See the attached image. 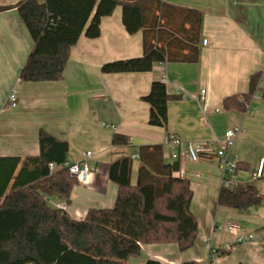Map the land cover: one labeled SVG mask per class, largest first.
Wrapping results in <instances>:
<instances>
[{
	"label": "crops",
	"instance_id": "1",
	"mask_svg": "<svg viewBox=\"0 0 264 264\" xmlns=\"http://www.w3.org/2000/svg\"><path fill=\"white\" fill-rule=\"evenodd\" d=\"M19 1L0 0V158H20L13 178L27 159L39 155L41 130L68 144L66 162L70 164L85 160L82 153L91 152L86 159L87 182L73 187L69 204L57 196L47 200L50 208L64 206L70 218L82 221L90 209L114 206L117 185L109 180L108 170L118 156L132 158L140 146L162 145L164 161L171 163L173 149L163 144L166 135L189 143L213 142L223 140L228 129L241 126L232 148L238 165L231 179L235 184L254 182L262 203L245 211L222 209L224 220H235L240 235L250 234L253 240L236 244L233 235L215 229L213 203L206 192H217L218 197L221 177L216 175L221 171L215 162L185 160L183 169L193 192L191 211L198 224L196 246L181 252L176 244L142 245L140 255L129 264L147 260L264 264V178L251 177L264 156V99L256 92L245 111L223 108L224 99L248 93L252 75L260 74V84H264V0H160L201 14L198 61L157 63L149 72L103 74L104 64L143 54L142 33L130 35L125 30L122 9L117 7L101 18L98 38L81 36L70 49L61 80L39 83H24L19 78L33 42L18 12L4 10ZM154 81L163 82L170 96H181L168 102L166 129L148 124L149 106L142 98ZM11 93L17 97L14 108L7 101ZM115 134L127 137L129 144L113 146ZM137 168L134 160L132 184ZM192 172L200 177L191 178ZM216 181L219 187L211 188L209 183ZM198 189L205 192L200 219L193 210ZM201 244L205 245L203 255Z\"/></svg>",
	"mask_w": 264,
	"mask_h": 264
},
{
	"label": "trees",
	"instance_id": "2",
	"mask_svg": "<svg viewBox=\"0 0 264 264\" xmlns=\"http://www.w3.org/2000/svg\"><path fill=\"white\" fill-rule=\"evenodd\" d=\"M117 7L122 9L125 30L130 35L142 33L143 54L106 63L103 74L149 72L157 63L198 61L202 17L196 10L160 0H21L4 9L18 12L33 42L20 80H61L70 49L81 36L98 38L101 18ZM259 83L260 74L252 75L248 93L224 99L223 108L245 111ZM173 98L181 96L172 97L163 82H152L142 98L149 106L150 126L166 129L168 102ZM38 142L39 155L27 159L15 178L20 158H0V264H129L140 255L142 245L176 244L181 252L193 247L198 235L191 211L193 192L188 179L176 177L179 164L164 161L162 145L138 147L135 184L131 183L134 160L118 156L108 170L109 180L117 185L114 206L90 209L76 221L47 204L53 196L69 204L78 184L60 168L67 161L68 144L43 130ZM128 144L127 137L113 136V146ZM49 164L58 168L51 172ZM261 203L254 182L232 188L221 185L217 197L218 207L239 211Z\"/></svg>",
	"mask_w": 264,
	"mask_h": 264
},
{
	"label": "built area",
	"instance_id": "3",
	"mask_svg": "<svg viewBox=\"0 0 264 264\" xmlns=\"http://www.w3.org/2000/svg\"><path fill=\"white\" fill-rule=\"evenodd\" d=\"M203 45L207 44V40H203ZM264 90V84L258 85L257 93L261 96ZM205 93L204 90L201 91V95ZM9 106L14 108L17 104V97L15 93H11L8 96ZM242 131L241 126L228 129L223 140H215L213 142H196L189 143L184 142L180 138L174 135H166L163 138V144L172 148L173 150L169 154V159L171 163L177 162L179 164V171L176 172V177L180 179L186 178L185 171L183 169V162L189 160L193 163L205 162L211 163L215 162L221 171L222 179L221 185L225 188H232L236 184L232 181L231 176L236 172L238 165V158L232 153V148L235 144L237 135ZM91 152H84L82 156L86 159L91 157ZM134 160L138 159V155L132 156ZM85 160L70 164L64 162L60 168H65L69 171V174L75 178L78 182L86 183L89 173V164ZM49 170L53 172L58 167L55 164H49ZM230 175V178H226V175ZM191 178H199L198 173H190ZM252 180H259L264 178V156L258 161L255 170L252 172ZM264 206V201H263ZM61 209H65L64 206ZM215 229L220 232H227L235 237V243L241 244L243 242H251L253 236L248 234L246 236L240 235V227L231 222L226 221L225 223H220L215 226ZM264 241V240H263Z\"/></svg>",
	"mask_w": 264,
	"mask_h": 264
},
{
	"label": "rangeland",
	"instance_id": "4",
	"mask_svg": "<svg viewBox=\"0 0 264 264\" xmlns=\"http://www.w3.org/2000/svg\"><path fill=\"white\" fill-rule=\"evenodd\" d=\"M216 174H217V172H216ZM217 177L218 176H220L221 178L219 179V181H221V179H222V174H220V175H216ZM226 178H230V175H226ZM195 182H197V183H201V181H199V180H196ZM218 182L216 181V183H209L210 184V187L211 188H214V187H219L218 186V184H217ZM204 193L205 192H203V190H199L198 189V191L197 192H195V201H194V205H193V210H194V212H195V215H197V217L200 219V210H201V205H202V199H203V197H204ZM206 194H207V198H208V201L210 200V199H212V203H213V208H214V215H215V219H216V221H217V224H220V223H225L226 221L224 220L225 218V215H224V213H223V209L222 208H218V206H217V192H206ZM209 203V202H208ZM263 206V205H262ZM219 210V211H218ZM232 222H234L235 220H231ZM217 233H220V232H217ZM196 243H197V239L195 240V242H194V245H193V247H195L196 246ZM208 244L209 245H213L212 244V242L210 241V240H208ZM192 247V248H193ZM205 245L204 244H201L200 246H199V248H200V251H201V254L203 255L204 254V251H205ZM192 248H190V249H192Z\"/></svg>",
	"mask_w": 264,
	"mask_h": 264
}]
</instances>
